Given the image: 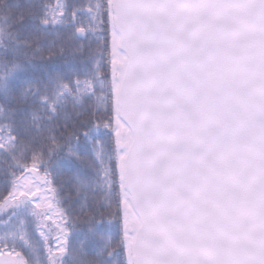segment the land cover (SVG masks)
<instances>
[{"label":"snow or ice","instance_id":"obj_1","mask_svg":"<svg viewBox=\"0 0 264 264\" xmlns=\"http://www.w3.org/2000/svg\"><path fill=\"white\" fill-rule=\"evenodd\" d=\"M0 177V264H264V0H0Z\"/></svg>","mask_w":264,"mask_h":264},{"label":"trees","instance_id":"obj_2","mask_svg":"<svg viewBox=\"0 0 264 264\" xmlns=\"http://www.w3.org/2000/svg\"><path fill=\"white\" fill-rule=\"evenodd\" d=\"M10 2H11V0H10ZM19 2L20 3H24L25 0H19ZM75 2L79 3V2H81V0H75ZM41 175H43V169H41ZM28 179L34 182L30 186H32L33 190H35V184H38L40 182L37 180V178L35 176L28 177ZM62 180H66V177H57L56 178V186L57 187H59V185H60ZM10 190H11V188L9 187L8 191H10ZM3 195H7V191L5 190V185L3 183V178L0 177V196H3ZM37 195H38V197L40 198L41 201H45V200L50 199V196L47 193V186L42 187L41 191L38 192ZM62 195H68V188L67 187H65V192L62 193ZM72 195L74 196L75 193H72ZM68 206H69L68 203L64 204V207H68ZM73 207H76V206L73 205ZM77 212H78V208H77ZM52 215L55 218L54 213ZM49 224H51V221H49ZM51 229L52 230H51V233H50V240H51L52 246L55 247L57 233L55 231V225L54 224L51 225ZM17 250H19V249H17Z\"/></svg>","mask_w":264,"mask_h":264}]
</instances>
